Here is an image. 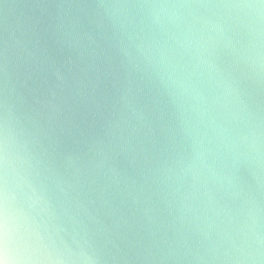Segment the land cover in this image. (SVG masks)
I'll return each mask as SVG.
<instances>
[{"label":"clouds","instance_id":"1","mask_svg":"<svg viewBox=\"0 0 264 264\" xmlns=\"http://www.w3.org/2000/svg\"><path fill=\"white\" fill-rule=\"evenodd\" d=\"M0 264H264V0H0Z\"/></svg>","mask_w":264,"mask_h":264}]
</instances>
